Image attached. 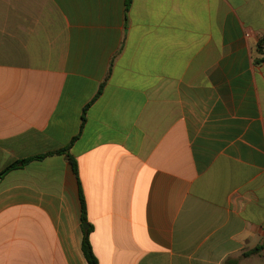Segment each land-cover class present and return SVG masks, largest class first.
Here are the masks:
<instances>
[{
    "label": "crops",
    "instance_id": "crops-1",
    "mask_svg": "<svg viewBox=\"0 0 264 264\" xmlns=\"http://www.w3.org/2000/svg\"><path fill=\"white\" fill-rule=\"evenodd\" d=\"M128 2L0 0V264H264V0Z\"/></svg>",
    "mask_w": 264,
    "mask_h": 264
},
{
    "label": "trees",
    "instance_id": "trees-1",
    "mask_svg": "<svg viewBox=\"0 0 264 264\" xmlns=\"http://www.w3.org/2000/svg\"><path fill=\"white\" fill-rule=\"evenodd\" d=\"M128 5L130 3V0H128ZM256 52L257 54L260 56L258 59L255 60L256 64H260L262 62H264V36H262L256 43ZM66 150H62V151H58L56 152L57 154H63L65 153ZM42 158V157H37ZM67 160L69 162V164L72 167V170L75 174H77V164L76 161L69 155H67ZM26 161H22V164H24ZM18 165V163H14L10 166H8L1 174H4L5 172L14 169L16 166ZM82 203V215H81V220H82V224H86V219H85V210H84V202L83 200H81ZM89 233H90V228L88 229H84L83 230V239H82V243H81V250L83 253V256L87 262V264H98L96 257L94 256L93 252H92V248H91V244L89 241ZM264 249V239L262 241V243L260 245H258L257 247H255L253 250L249 251L248 253H244V255H251V254H256L261 252Z\"/></svg>",
    "mask_w": 264,
    "mask_h": 264
},
{
    "label": "water",
    "instance_id": "water-1",
    "mask_svg": "<svg viewBox=\"0 0 264 264\" xmlns=\"http://www.w3.org/2000/svg\"><path fill=\"white\" fill-rule=\"evenodd\" d=\"M83 229H88V225L87 224H83Z\"/></svg>",
    "mask_w": 264,
    "mask_h": 264
}]
</instances>
